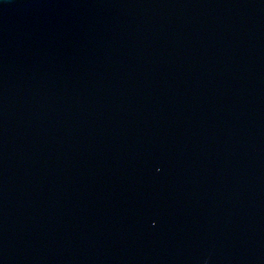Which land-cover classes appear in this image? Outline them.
Listing matches in <instances>:
<instances>
[{
	"label": "water",
	"instance_id": "1",
	"mask_svg": "<svg viewBox=\"0 0 264 264\" xmlns=\"http://www.w3.org/2000/svg\"><path fill=\"white\" fill-rule=\"evenodd\" d=\"M0 264H264V0H0Z\"/></svg>",
	"mask_w": 264,
	"mask_h": 264
}]
</instances>
